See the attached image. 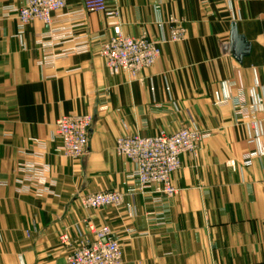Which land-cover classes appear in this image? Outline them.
I'll list each match as a JSON object with an SVG mask.
<instances>
[{
    "label": "crops",
    "instance_id": "crops-1",
    "mask_svg": "<svg viewBox=\"0 0 264 264\" xmlns=\"http://www.w3.org/2000/svg\"><path fill=\"white\" fill-rule=\"evenodd\" d=\"M21 3L0 0V12ZM108 4L125 36L168 39L166 23L176 19L186 40L163 45L133 80L107 70L98 53L114 30L103 13L74 15L81 0L56 12L52 28L23 26L16 14L0 22V264H67L94 239L88 225L113 231L122 264H264V0ZM233 25L250 46L241 61L230 51ZM82 41L87 52L43 62ZM69 115L94 118L78 161L58 154L53 138L56 121ZM184 127L208 136L181 158L176 195L155 202L138 190L135 165L116 142ZM23 165L47 167L44 180H24ZM107 191L125 195L121 208L80 201Z\"/></svg>",
    "mask_w": 264,
    "mask_h": 264
},
{
    "label": "built area",
    "instance_id": "built-area-1",
    "mask_svg": "<svg viewBox=\"0 0 264 264\" xmlns=\"http://www.w3.org/2000/svg\"><path fill=\"white\" fill-rule=\"evenodd\" d=\"M69 0H22L18 7H6L0 12V22L16 14L20 23L27 26L38 20L52 28L55 23L54 14L66 9ZM82 9L74 15L83 17L86 13H103L107 24L114 30V35L99 48V57L105 62L106 68L113 76L127 74L133 80L139 79L142 71L154 66L161 56V48L165 44L181 43L186 40V29L183 23L170 19L166 24L169 28L168 39L152 40L146 36L134 38L125 36L120 29L119 11L117 6L108 2L114 0H81ZM207 1V0H202ZM45 48L47 45H44ZM49 46V45H48ZM88 42H78L61 54L45 55V64L53 63L60 57L85 53ZM221 101L218 105H224ZM260 109L264 111V102L259 100ZM247 116L249 110L238 111ZM94 118L92 115H69L58 119L55 123L53 138L60 142L57 150L62 157L72 161L84 158L88 151L90 132ZM208 134L184 127L179 131L162 132L155 137L138 135L120 138L116 142V151L120 157L126 158L135 165L132 177L138 183L140 192L156 195L155 202L162 197L173 198L177 189L172 183L173 174L181 167V158L185 154L195 155L203 139ZM264 154V148L262 149ZM247 164L249 161L246 162ZM47 167L23 165L20 171L24 180L43 181ZM125 195L117 191H107L80 197L82 204L92 210L114 207L121 208ZM93 233V240L83 241L78 248L67 256V264H122L123 252L119 240L109 227L96 228L88 225ZM69 236H61V243L68 245Z\"/></svg>",
    "mask_w": 264,
    "mask_h": 264
},
{
    "label": "water",
    "instance_id": "water-1",
    "mask_svg": "<svg viewBox=\"0 0 264 264\" xmlns=\"http://www.w3.org/2000/svg\"><path fill=\"white\" fill-rule=\"evenodd\" d=\"M230 51L238 61H241L250 51L249 44L243 36L239 35L236 25H233L231 30Z\"/></svg>",
    "mask_w": 264,
    "mask_h": 264
}]
</instances>
